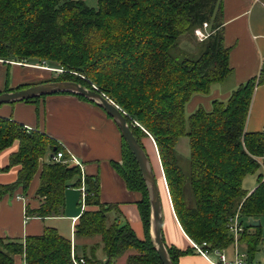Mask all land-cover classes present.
Here are the masks:
<instances>
[{"label":"trees","instance_id":"obj_1","mask_svg":"<svg viewBox=\"0 0 264 264\" xmlns=\"http://www.w3.org/2000/svg\"><path fill=\"white\" fill-rule=\"evenodd\" d=\"M204 22L210 31L197 42L198 52L176 54L180 39L194 36ZM230 50L224 42V0H98V7L84 0H0V59L8 65L31 58L56 62L63 71L40 82L73 80L109 96L126 113L148 157L144 141L153 136L174 211L186 234L212 248L231 247L234 238L228 223L242 203L244 230L239 241L246 244L248 261H255L262 228L246 219L264 215V128L246 131L245 125L264 73L241 83L226 100L214 99L210 110L200 106L186 115V104L194 94H207L212 84L228 78ZM58 93L93 102L78 93ZM45 96L22 101L38 102ZM183 136L189 137L190 144L188 177L177 150ZM15 140L19 148L11 154L8 167L19 164L21 168L15 182L0 185V200L18 187L26 192L38 173L40 204L28 207V215H63L66 189L81 186L80 168L47 157L62 148L47 133L0 116V152ZM111 164L127 188L140 193L137 205L144 235L139 237L129 221L109 222L108 213L118 210V204L101 202L99 176L86 175V207H97L82 211L74 234L78 238L100 235L107 258L101 261L84 254L82 264H113L129 249L136 252L128 255V264H163L151 236L149 191L123 135L121 161ZM261 168L258 184L249 193L243 180ZM187 178L193 205L185 196ZM163 238L178 264L190 249L169 245L164 234ZM72 248L71 239L47 226L42 234L25 239L0 237V264H15L17 254L24 255L26 264H75Z\"/></svg>","mask_w":264,"mask_h":264},{"label":"crops","instance_id":"obj_2","mask_svg":"<svg viewBox=\"0 0 264 264\" xmlns=\"http://www.w3.org/2000/svg\"><path fill=\"white\" fill-rule=\"evenodd\" d=\"M224 42L231 48L229 55L231 73L225 81L212 84L209 93L194 94L186 104L188 114L200 106L210 110L214 99L226 100L241 83L264 73V0H224ZM0 61L4 62L1 59ZM5 65L4 62L0 68V92L6 91L7 86L15 87L28 81L26 79L30 76L29 73L17 74L13 69V80L10 83ZM0 116L11 117L29 129L43 131L60 145H64L67 152L83 163L85 176H99L101 202L118 204V210L108 213L109 222L129 221L137 235L143 237L144 231L137 205L141 197L140 193L128 189L123 177L111 164L112 161H121L122 132L105 110L74 94L54 93L46 95L38 102L17 101L0 104ZM263 128L264 82H261L255 87L245 129L260 131ZM144 143L152 166L155 163L158 174L161 176L162 165L160 167L157 146L150 138H146ZM18 148L19 140H15L12 145L0 152V185L13 183L18 178L21 165L8 167L11 154ZM49 156H51L50 153L47 157ZM47 157L44 160H47ZM39 182L37 173L26 192L22 187H18L1 198L0 237L25 239L27 235L42 234L45 227L52 226L71 239L76 254L94 255L101 261L106 260L107 255L101 238L99 241L95 239L98 235L78 238L74 234L75 222L82 211L85 208L97 207H86L85 204L83 208H78V205H81V190L78 187L70 186L66 189L63 215L45 218L28 215V207L35 209L40 204V197L37 195ZM167 191L165 188L161 191L162 232L165 241L181 249H190L188 253L180 257L178 264H214L193 250L191 238L182 228L174 211L169 190ZM100 249L104 252L102 258L97 255ZM133 250L129 249L113 264H124L128 255L136 252ZM229 256H232L231 251ZM15 264H26L24 255H15Z\"/></svg>","mask_w":264,"mask_h":264},{"label":"water","instance_id":"obj_3","mask_svg":"<svg viewBox=\"0 0 264 264\" xmlns=\"http://www.w3.org/2000/svg\"><path fill=\"white\" fill-rule=\"evenodd\" d=\"M58 92L78 93L101 106L115 120L139 163L149 191L151 205V236L153 242L163 264H175L167 250L163 238V207L153 166L144 148L135 137L128 123L126 113L119 105H117L105 93L101 92L97 87L92 89L73 80L40 82L19 89L3 91L0 92V104L22 101L24 99ZM249 221L254 225L260 223V221H257L256 219L254 220L253 218H250Z\"/></svg>","mask_w":264,"mask_h":264},{"label":"rangeland","instance_id":"obj_4","mask_svg":"<svg viewBox=\"0 0 264 264\" xmlns=\"http://www.w3.org/2000/svg\"><path fill=\"white\" fill-rule=\"evenodd\" d=\"M89 6L92 7H98V0H84ZM206 22L203 23L202 27H198V28H206V30L208 32L210 31V25L207 23V26H205ZM196 28V29H198ZM196 29H195V35L192 37L189 36H183V38L180 39V42L178 44V46L176 47V49L174 50V52L178 55H186V52H190L192 53L191 55H195L198 52V46H197V42L198 41H202L204 39H200V37L197 35L196 33ZM2 60V59H1ZM4 61V60H3ZM26 62H22V61H10L11 65H13L11 67V65L9 66L8 64L5 65V71L7 70V72L9 75V80L10 83L13 80V69L15 71V73L20 74V72L22 74H26L29 73L30 76H27L28 81H25L23 83H27V82H40L42 80H46V79H50V78H54V77H58L59 73H61L63 71L62 68H60L59 64L53 61H47V60H39L37 58H31L29 60H25ZM4 62L0 61V68H1V64H3ZM3 68V67H2ZM4 70V69H3ZM12 86V84H10ZM187 111H189L187 109ZM189 112H186V115L188 117ZM149 138L152 140V142L156 145L155 140L153 138V136L151 134H149ZM149 154V153H148ZM178 154H179V163L183 169V171L185 172V174L189 175L190 173V144H189V137L188 136H183L179 139L178 141ZM159 158V157H158ZM160 162V160H159ZM160 164V163H159ZM162 164H160L161 167ZM153 168H154V173L156 176V181H157V185L159 187V191H160V196H161V191L163 188H165V190H169L168 186H167V181L165 178V174H164V170L161 167L160 171L162 172L161 176L160 174H158L157 168L155 166V163H153ZM262 171V168L259 169L257 172L255 173H249L245 176L244 180H243V187L247 190H249V193H251L253 191V189H255L254 187L258 184V174ZM163 186V188H162ZM185 196L187 199V202L189 205H193L194 203V198L191 195V190H190V186H189V180L187 178V182L185 185ZM253 188V189H252ZM168 192V191H167ZM81 193V192H80ZM242 203L239 205V207L237 208L236 211H240ZM80 207H82L81 205H78V208L80 209ZM241 213V211H240ZM257 221H260L261 224V228H262V238L263 241L261 242L260 246H259V250L256 253V261H260V262H264V215H261L257 218H255ZM247 223H250L249 218L246 219ZM101 236L98 235L96 236V240H100ZM204 242V241H203ZM73 246V245H72ZM239 246L240 248H242L243 250L247 251L246 248V244L241 243L239 241ZM74 250V248H72V251ZM135 251V249L133 250ZM232 251V248H229L227 250L228 254L229 252ZM76 254V251H74ZM103 250H99L98 251V257L102 258L103 255ZM80 257V256H79ZM118 259V258H117ZM116 259V260H117ZM123 260V259H120ZM124 262V261H123ZM127 262V261H126ZM126 262H124V264H127ZM121 264V263H120Z\"/></svg>","mask_w":264,"mask_h":264},{"label":"built area","instance_id":"obj_5","mask_svg":"<svg viewBox=\"0 0 264 264\" xmlns=\"http://www.w3.org/2000/svg\"><path fill=\"white\" fill-rule=\"evenodd\" d=\"M204 25L207 26V22ZM204 30H206V28L196 29V33L201 40L208 37L209 35L208 30L207 31ZM61 146L62 148L60 150H57L53 152V154H51L52 160L56 162H63L71 165H76L80 168L82 177H81V186L79 187V189L81 190V203L83 208L86 204V195H87L85 175L83 173V163L77 160V158L73 154L67 152L64 148V145L61 144ZM228 229L234 238V242L231 246L232 248L231 257L227 252L228 248H212L207 241L200 243L193 239H190V243L193 250L201 254L202 256H204L206 259H208L214 264H264V262H260L256 260L248 261L247 251L243 250L239 246V235L244 230V224L242 222V216L239 210L236 211L233 214V216H231L228 223ZM72 257L75 264H82L85 262L82 256L77 257L74 250L72 251Z\"/></svg>","mask_w":264,"mask_h":264},{"label":"bare ground","instance_id":"obj_6","mask_svg":"<svg viewBox=\"0 0 264 264\" xmlns=\"http://www.w3.org/2000/svg\"><path fill=\"white\" fill-rule=\"evenodd\" d=\"M248 251V250H247ZM204 257V256H203Z\"/></svg>","mask_w":264,"mask_h":264}]
</instances>
